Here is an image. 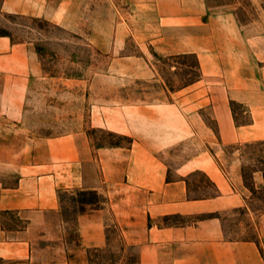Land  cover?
Returning <instances> with one entry per match:
<instances>
[{"label": "crops", "instance_id": "obj_1", "mask_svg": "<svg viewBox=\"0 0 264 264\" xmlns=\"http://www.w3.org/2000/svg\"><path fill=\"white\" fill-rule=\"evenodd\" d=\"M218 1L1 0L3 13L77 35L110 29L90 39L110 55L132 36L144 55L113 59L89 84L90 127L130 140L96 147L86 131L28 134L34 84L63 80L65 97L81 99L83 82L52 77L33 42L0 35V172L13 176L0 178V264H91L109 221L139 264H264V213L255 240L224 228L229 212L253 215L243 174L245 148L264 144V0H250L260 19L247 23L236 1ZM148 50L195 57L200 79L174 90L149 84L158 80ZM251 174L262 189L264 169ZM79 193L99 201L73 203L72 225L65 197Z\"/></svg>", "mask_w": 264, "mask_h": 264}, {"label": "rangeland", "instance_id": "obj_2", "mask_svg": "<svg viewBox=\"0 0 264 264\" xmlns=\"http://www.w3.org/2000/svg\"><path fill=\"white\" fill-rule=\"evenodd\" d=\"M114 1L119 3L118 0ZM233 1L239 4L238 13L243 22L260 19L258 7L254 6L250 0H222L217 3ZM99 9L101 16H107L105 4ZM93 33L105 37L110 35V29H84L82 35H77L41 19L9 15L0 10V35H8L14 41L33 42L40 53L45 70L52 77L62 78L65 81L66 79H79L83 82L81 99H79L78 92L76 99L72 96L70 99L65 97L64 87L66 85L63 80L52 79L49 82L34 84L37 93L33 97L28 123L24 126L30 136L57 137L67 133L86 131L96 147L129 144L128 139L112 135L106 130L90 127L88 87L97 75L107 73L113 59L124 58L128 55H144V53L139 51L132 36H127L125 49L110 55L102 51L101 47L98 49L90 43ZM106 48L107 46L103 49ZM147 56L148 64L155 71L158 80V82L149 84L163 85L174 90L181 89L200 79L201 71L197 59L193 56L162 57L152 50H148ZM97 82L99 86L110 84V81L104 78H99ZM233 149L234 147H227L225 150L232 152ZM245 150L248 154L250 153L249 160L252 161L251 165L244 168L243 175L246 185L252 192L248 207L253 215L247 216L245 210L229 212L224 216V228L231 239L255 240L257 235L253 222L256 217L264 213V187L262 189L253 187L251 173L254 168L264 169V144L248 146ZM12 177L9 169L0 172V178L6 185L13 182ZM204 181L200 176L195 177L196 183ZM65 199L68 203L65 217L72 225L75 223L77 212L76 205L73 203L99 201L98 197L88 193H79L73 197L66 196ZM105 229L108 235L107 246L90 248L91 264H139L138 254L123 244L114 224L109 221ZM71 237L72 239L75 237L73 230Z\"/></svg>", "mask_w": 264, "mask_h": 264}]
</instances>
